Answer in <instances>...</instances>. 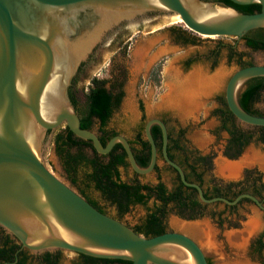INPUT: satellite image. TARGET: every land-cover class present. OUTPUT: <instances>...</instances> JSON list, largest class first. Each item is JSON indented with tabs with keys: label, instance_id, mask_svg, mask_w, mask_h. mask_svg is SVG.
I'll list each match as a JSON object with an SVG mask.
<instances>
[{
	"label": "water",
	"instance_id": "water-1",
	"mask_svg": "<svg viewBox=\"0 0 264 264\" xmlns=\"http://www.w3.org/2000/svg\"><path fill=\"white\" fill-rule=\"evenodd\" d=\"M229 1L259 4L260 11L241 13L208 0H0V228L32 254L63 250L131 264H208L207 253L189 236L170 231L144 237L97 210L56 177L41 156L47 132L61 125L90 141L98 154L121 144L131 169L141 175L156 165L151 128L158 125L164 161L184 185L198 191L202 202L232 206L247 198L264 210L247 193L233 200L206 199L168 157L167 130L160 119L145 125L151 157L141 168L126 138L116 135L103 145L93 131L81 128L69 96L71 78L95 46L123 23L148 20L149 13H157V23L164 24L178 16L190 31L208 37L241 39L264 29V0ZM257 77H264V64L236 70L226 83L225 101L239 123L264 127V117L249 114L238 102L244 84Z\"/></svg>",
	"mask_w": 264,
	"mask_h": 264
},
{
	"label": "rangeland",
	"instance_id": "rangeland-1",
	"mask_svg": "<svg viewBox=\"0 0 264 264\" xmlns=\"http://www.w3.org/2000/svg\"><path fill=\"white\" fill-rule=\"evenodd\" d=\"M148 20L144 21L141 32H137L136 22L124 23L130 30L123 37L120 49L114 54L118 46L109 49L104 43L100 51L101 60L92 68L91 73L97 74V79H109L107 71L112 57L115 56V78L122 81L123 98L119 109L115 111L109 122V127L124 131L130 136L131 131L122 127L121 119L136 121L141 116L146 119L161 116L167 120L172 129L182 127L185 145L208 158L206 179L242 182L244 174L247 173L255 174L264 182L263 146L252 139L243 146L235 159H227L222 153L227 135L215 120L213 113L219 109L214 98L225 95L228 79L239 69L237 59H230V62L226 63L227 47L234 46L237 52L243 54V61L252 65L263 64L264 55L259 51L250 50L242 40L235 37L198 35L185 27L182 21L169 24L155 21L153 24H147ZM111 32L106 38H109ZM190 41H194V44ZM101 44L102 42L98 45ZM124 49L125 58L122 54ZM214 49L219 51V64L214 70L211 71L206 65L193 66L187 71L181 69L182 60L190 57L205 58ZM255 106L264 112V92L261 101ZM239 127L248 133L255 132L251 126L242 123ZM63 129L64 125H61L47 132L41 157L45 166L56 177L71 186H77L84 179L83 176L80 172L75 174L66 171L61 156L56 151L55 138ZM93 130H96L95 125ZM70 152L76 153L75 150ZM247 157H251L253 161L242 165L238 177L229 178L220 172L218 165L221 161L239 164ZM162 174V180L169 186L171 184L169 176L166 173ZM131 178L129 169L121 170V179L124 182H129ZM139 180L152 182L154 176L150 174L139 177ZM87 191L108 211H116L109 200L98 196L93 188ZM157 206L158 203L150 199L146 204L130 205L120 216L124 221L133 224L139 218H145ZM229 212L232 211H228L222 204L210 205L207 207V213L213 215L212 219L207 216L195 221H184L175 217L169 207L164 217L165 227L170 231L193 237L205 250L211 264H221L223 258L228 261L239 259L249 264H264V250L258 257H254L249 251L250 241L264 230V214L247 203L237 208L236 212L239 214L237 218L228 216ZM251 222L256 224V229L249 233ZM209 239L214 247L206 246ZM244 240L245 247L239 249V244ZM34 258L33 254L32 259L29 260L30 264H35ZM60 261V264H77L76 256L70 252L63 253Z\"/></svg>",
	"mask_w": 264,
	"mask_h": 264
},
{
	"label": "flooded vegetation",
	"instance_id": "flooded-vegetation-1",
	"mask_svg": "<svg viewBox=\"0 0 264 264\" xmlns=\"http://www.w3.org/2000/svg\"><path fill=\"white\" fill-rule=\"evenodd\" d=\"M157 16H158L157 13H149V15H148L149 20L147 21L148 22L147 24L155 23ZM144 24H145V22L141 21V20L137 22V24H136L137 32H141L143 30ZM129 30L130 29L124 23L121 24L120 26L116 27L111 32L109 38L104 39L102 44L98 45V47L92 51V53L89 55V57L81 64V66L77 69V71L74 73L73 77L71 78V82L69 85V93L75 92L76 90H79V91L81 90V91H85V92H87L89 90L92 80L97 79L96 78L97 74H92L91 72H92V68L95 65H97V63L101 60L100 51H101V48L103 47V44L105 43L106 47L109 49L114 48L115 46H118L117 50L113 52L114 54H116L117 51L120 49L121 44L123 43L122 42L123 37H125L127 35ZM240 40H242V38ZM220 47H218V48H220ZM227 49H228V55L226 57L227 58L226 63H229L230 59L234 60V59L238 58L237 54L239 52L236 51L234 46L233 47H227ZM216 50H217V52H213ZM259 52H261V51H259ZM114 58H115V56L112 57L110 64H109L108 71H107L108 75H109V81L103 85V88L108 93H110L112 96H116V95L120 94L121 92H123L122 81L115 78V70H114L115 59ZM218 64H219V51H218V49H214L211 51V54L206 56L205 58L190 57L188 59L182 60L181 61V69L183 71H187L188 69L192 68L193 66L206 65V67H208L212 71L215 69V67ZM263 64H264V62H263ZM214 99L217 101V104L219 106L218 108H223L222 102H223V100H225V95L223 97L216 96ZM120 103H121V101H120ZM120 103L118 105H112L111 114H110V117H109L108 121L106 122V124L101 125L98 118L92 117V124L96 126V130H93V126H92V131L98 136L99 139H103L106 143L112 137H114L116 135H121L124 138H126V140L130 144L131 150H134V152L136 154L142 153V154L147 155L149 149H150V153H151L150 144H149L148 140L146 139L145 131H144L145 125H146L147 121L150 119H146L144 116H141L136 121L121 119L120 121L122 122L121 123L122 127L128 128L129 131H131L130 136H127L124 131H120V130H117L115 128L109 127V122L112 119L115 111L119 109ZM80 108L82 109L83 107L82 106L74 107V110H75L76 114L78 115L79 119L81 117L80 116V111H81ZM213 113L215 115L214 116L215 120L219 123V125L221 126V129H222V126L224 124V119L222 118V116L218 112H213ZM226 117L228 118V114ZM155 118L160 119L162 122H164V124L166 126V130H167L166 149L170 150V153L173 155L174 162L181 167V169L184 173L185 180L189 183L197 184L201 188L202 193L206 199H212V198L218 197V198H225L228 200H233L234 198H236L238 196V195L235 196V194H237L238 192H243L241 194H245V193L250 194V195L256 197L262 203V205H264V182L261 180H260V182L257 181L254 184V187H252V181L258 180L257 179L258 177H256L255 174H247L245 172L247 175L244 174L242 182H240V181L239 182L238 181L237 182H234V181L233 182H224V181H218V180H215L212 178L206 179L205 173H206V169H207L208 165H206V162H205V160H203V158H205L206 161L208 160V158L203 157L202 155H199L198 153H196L195 151L190 149L189 146L185 145V143L183 141V139H184L183 128L177 127V128L172 129L169 126V124L165 118H163L161 116H157ZM229 120H231V119H229ZM232 121L234 122V124L236 126H239L240 123L236 119L233 120V118H232ZM155 126L159 127L158 125H154V126H152V128H154ZM64 127H65V125H64ZM152 128H151V130H152ZM159 129H160V127H159ZM160 131H161V129H160ZM224 132L227 135V138L223 144L222 153L227 159L233 160L237 157L236 155L242 150L243 146L240 144V141H237L235 139L234 135H232L228 132V130H224ZM151 135H152V133H151ZM152 138L154 140V143H155V146L157 149V162H156V165L153 168V170L149 174H145V175L135 173L131 169L130 164H129L128 159H127V155H126V157H124V160H125L124 162H126V163L117 167V173H118L117 176L120 179V181H123L121 179V170L122 169L123 170L129 169L131 171V174H132V178L129 182L137 181L139 184L148 185L151 188H154V187L158 186L159 184H162L165 187V195L166 196L172 195L173 192H175V193L178 192L181 197L177 196V198L175 200H172L169 204H167L165 207V212L170 207L173 210V215L175 217H177L181 220H184V221H195V220H199V219H202L204 217H207V216L209 218L213 217V215L207 213V207L210 205L222 204L228 211H232V212L228 213V216H233L234 218H237L239 216V214L236 212L237 208L239 206H241L242 204L247 203V204H250V205L256 207L259 211H261L264 214V210L260 209L250 199H248V201L240 202L242 200L241 199L237 204L232 205V206L227 205V204L220 202V201L212 202V203L202 202L199 198L198 191L195 188L184 185L180 179L178 172L174 168L169 166L164 161V159L162 157V148H163L162 132H161L160 136L158 134V136H156V138H155V136L154 137L152 136ZM117 144H119V143H117ZM121 147H122V145H121ZM84 153L86 154V157L89 160H91L92 158L95 157V155L92 153V151L90 149L85 150ZM118 153L120 155H124L125 151H124L123 147H122V149L120 148L118 150ZM97 155L102 156V154H98V153H97ZM105 155H107V154H105ZM133 155H134V153H133ZM150 157H151V154H150ZM99 158H101V157H99ZM159 162H161V165H159ZM91 166L92 165L89 162L88 163H81L80 165H78V168L76 169V171L73 172L75 174L80 172L84 178L80 182L79 185L71 186V184H67L66 182H64V183L67 184L71 189H73L77 194H79L82 198H84L87 202H89L93 207H95L100 212L122 222L123 224L127 225L129 228H131L134 231H138L140 229L143 232L146 231L147 230L146 229V227H147L146 226V217L141 218V219L139 218L133 224H129L128 222L124 221V219L121 218L120 206L117 203L112 202L110 199H107L103 195V193L95 187L94 182L89 180L88 174H90V172H91ZM162 173H166L169 176V178L171 180V184L169 186H167V184L162 180V177H163ZM150 174H152L154 176V180L152 182H142L139 180V177H145V176L150 175ZM200 174H202L201 179L199 178ZM129 182H126V183H129ZM90 188H93L95 190L94 192L96 194H98V196H101V198L106 199L107 201L109 200L108 202H110L114 206V209L116 211L115 212L108 211L104 206L100 205L88 193L87 190ZM178 197H180V198H178ZM151 199H153L155 202L158 203V206L155 207V209L161 208L163 206V203L159 200H156L154 198V196ZM243 199H247V198H243ZM155 209L153 211H155ZM164 217L165 216H163L161 219V222L164 226V230H165V232H170V230H168L165 227V218ZM143 234L144 233H142V235ZM187 236H189V235H187ZM189 237L192 238L196 242V240L193 237H191V236H189ZM263 246H264V230H262L253 240L250 241L249 251H250L251 255H253L254 257L260 256V253L264 250ZM18 250L23 251V252L25 251V249L22 247H20ZM63 253H68V252H65L63 250H56V251L52 252L51 259L52 260L56 259L57 264H60L61 263L60 259H61V256L63 255ZM28 254H32V253H30L28 251ZM73 254L76 256V263L81 264L79 254H77V253H73ZM36 255L38 256V258L43 256L42 253L41 254H34V257ZM32 256H33V254L30 255V257H32ZM207 261H208V264H211V261L208 257H207ZM35 264H36V262H35Z\"/></svg>",
	"mask_w": 264,
	"mask_h": 264
},
{
	"label": "trees",
	"instance_id": "trees-1",
	"mask_svg": "<svg viewBox=\"0 0 264 264\" xmlns=\"http://www.w3.org/2000/svg\"><path fill=\"white\" fill-rule=\"evenodd\" d=\"M208 1L224 3L235 8L237 11L246 14L260 11L259 4L240 6L233 4L229 0ZM242 40L244 41V45L250 50L261 51L264 54L263 28L250 31L242 38ZM190 43L194 44V41H190ZM122 52L123 57L125 58L126 50L124 49ZM213 52H217V50ZM237 57L239 69L252 65L243 61V54L238 53ZM108 81L109 79H93L87 92L76 90L75 92L69 93L72 105L74 107H83V110L80 108L81 128L92 131V117L98 118L101 125L106 124L111 114L112 105H118L120 103L123 97V92L116 96H112L103 88V85ZM263 92L264 77H257L248 80L238 95L239 105L243 110L251 115L264 117V112L257 109L255 106L261 101V95ZM222 105L223 108H219L215 111L218 112L224 119L222 130H228L230 134L235 136L237 141H240L242 146H245L253 139L257 143L261 144L264 148V127H252V129L255 131L254 133H248L242 130L232 121V118L235 120V117L227 108L225 100H223ZM227 114L228 118L231 120L226 117ZM151 133L153 137L155 136V138L158 136V134L159 136L161 135V131L157 126L152 128ZM100 141L103 145H105L106 142L103 139H100ZM55 143L56 151L61 156L66 171L75 172L78 168V165L81 163L89 162L92 165L91 172L88 174L89 180L94 182L95 187L100 190L107 199H110L112 202H115L120 206L121 214L126 212L130 205L146 204L153 196L156 200L161 201L163 206L161 208L155 209V211L150 212L146 216L147 230L143 232L140 229L135 232L141 235L144 233V237H153L165 233L164 226L161 222L162 217L166 214L165 207L172 200H175L177 196H180V194L178 192H173L172 195L166 196L165 187L162 184L151 188L148 185L139 184L137 181H132L129 183L120 181L117 176V167L126 163L124 162V157H126V154L124 153V155H120L118 153V150L120 148L122 149L120 144H116L107 155L98 156L90 141H85L76 137L66 125L61 133L56 135ZM87 149H90L95 155V157L91 160H89L84 153V151ZM70 150H75L76 153L72 154ZM132 151L134 153L136 163L141 168H145L150 161V149L147 155L142 153L136 154L134 150ZM167 153L168 157L174 161L170 150H167ZM203 160H205L207 163L205 158H203ZM201 176L202 174L199 175L200 179ZM257 179L258 180L252 181V187H254V184L257 181L260 182V179ZM241 193L243 192H238L235 194V196ZM242 201H248V199H242L240 202ZM20 247V244L15 238L11 237L2 228H0V264H30L29 260L32 259V257H30L32 254H28L27 250L24 252L19 251L18 249ZM42 255L43 256L40 258H38L37 255L35 256L34 260L36 264H57L56 259H51L52 252H45L42 253ZM79 258L81 264H131L130 261L95 258L83 254H79Z\"/></svg>",
	"mask_w": 264,
	"mask_h": 264
},
{
	"label": "bare ground",
	"instance_id": "bare-ground-1",
	"mask_svg": "<svg viewBox=\"0 0 264 264\" xmlns=\"http://www.w3.org/2000/svg\"><path fill=\"white\" fill-rule=\"evenodd\" d=\"M172 23H177V22H180V18L178 16L174 17L173 19L170 20ZM221 161V160H220ZM219 161V162H220ZM251 161H253V159H251V157H247V159L245 158L244 161H242L241 163L239 164H229V163H226V162H220L219 163V170L220 172H222L223 174H226L229 178H236L238 177L240 174V171H241V167L242 165H246V164H250ZM250 232H254V230L256 229V224L255 223H250ZM211 238V237H210ZM245 240L243 241L242 244H239V249L243 247H245ZM211 246L212 243H211V240L209 239L208 240V243L206 244V246ZM213 246V245H212ZM211 246V247H212ZM214 247V246H213ZM207 249V248H206ZM205 251V250H204ZM221 264H249V263H246V262H243L242 260H239V259H235V260H225L224 258L221 259Z\"/></svg>",
	"mask_w": 264,
	"mask_h": 264
}]
</instances>
